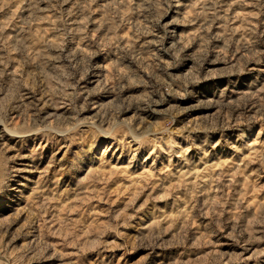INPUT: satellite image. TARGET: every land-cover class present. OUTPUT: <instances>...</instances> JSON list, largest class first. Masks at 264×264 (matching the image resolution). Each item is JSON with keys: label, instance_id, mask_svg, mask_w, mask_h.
Listing matches in <instances>:
<instances>
[{"label": "rangeland", "instance_id": "374dc122", "mask_svg": "<svg viewBox=\"0 0 264 264\" xmlns=\"http://www.w3.org/2000/svg\"><path fill=\"white\" fill-rule=\"evenodd\" d=\"M0 264H264V0H0Z\"/></svg>", "mask_w": 264, "mask_h": 264}]
</instances>
